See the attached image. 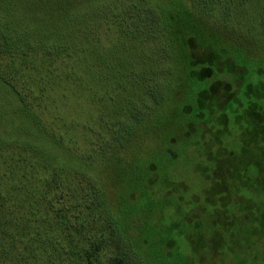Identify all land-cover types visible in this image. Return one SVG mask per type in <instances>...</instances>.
Listing matches in <instances>:
<instances>
[{"label": "trees", "instance_id": "1", "mask_svg": "<svg viewBox=\"0 0 264 264\" xmlns=\"http://www.w3.org/2000/svg\"><path fill=\"white\" fill-rule=\"evenodd\" d=\"M115 1L0 0V264H199L227 252L241 256L238 264H264V0H190L195 17L184 13L178 24L161 8L151 20L139 1L106 6ZM100 8L122 54L107 35L101 42ZM174 97L182 117L193 109L186 120L198 134L222 128L216 154L237 153L214 162L215 172L242 175L231 177L233 189L205 192V234L194 238L184 215L152 239L147 215L162 200L147 172L157 165L126 177L118 163ZM76 148L100 151L84 157ZM189 149L170 152L167 163ZM73 174L86 180L80 198ZM115 175L126 188L113 196Z\"/></svg>", "mask_w": 264, "mask_h": 264}, {"label": "rangeland", "instance_id": "2", "mask_svg": "<svg viewBox=\"0 0 264 264\" xmlns=\"http://www.w3.org/2000/svg\"><path fill=\"white\" fill-rule=\"evenodd\" d=\"M78 1L85 2L86 0ZM137 1L141 3L139 6L144 15L147 14L148 16H152L150 18L151 20H156L157 17L155 14H158L160 8L165 11L164 19L166 17L168 18L169 13L171 12L173 16L175 15L174 21L177 24L180 18H184V13L189 12L192 16H194L193 11L195 9L193 8L190 0H116L115 2L106 4V6L110 9H116L118 11V8L123 9L129 2L137 3ZM98 14L99 17L94 16L93 19L97 21V31L98 35H100L101 42H103L102 36L107 35V38H111L110 44L115 45L111 49L118 54H122L124 49L119 42L120 37L118 30L108 28L107 24L103 22L101 8L98 10ZM191 19L193 20L194 18L191 17ZM193 22V26H198L199 29H205V31L209 30L216 33L209 29L207 27L208 25H204V23L198 19L193 20ZM149 43L151 44V41ZM146 70L148 72L147 67ZM120 90L121 89L117 87L116 91L121 93L119 98L126 104L129 97H127L128 95L125 91L123 92ZM132 99L135 103L138 101L137 97ZM174 100L175 97L172 98V102ZM181 101V98H178V101H174V103L168 101L167 104L169 106L165 105L162 110L159 109L161 110L160 112H158V110L155 111V114H152L147 119V127L144 131L145 134H143V131L142 133L140 132V136L142 138L140 143L137 144V141L127 154L126 152L122 153V156L125 158L124 162L126 163H118L120 168L118 172H121L122 169L125 170L124 173L126 177L131 176L132 173V176H136L134 173L136 170L140 171L139 174H137L140 175L143 170L142 168L151 165V163H155L157 165V169L155 171L147 172L148 176H153L151 185L155 183V187H153L154 193L158 198H160V200H162V202H168L169 200L172 201L163 206L162 202L155 199L157 203L153 210L147 215L148 217L146 221L148 224V234L146 236L152 239L161 238L162 236L167 235L169 233V231L167 232L168 228L173 227V224H177L176 222L184 219V215H187V219L185 218L187 226H192V233H195L193 235L194 238H196L197 235L199 236L203 233L205 234V226L207 225L205 220L212 218L211 215L207 216L204 214L205 216H201L203 214L202 210L206 205L207 197L205 192L211 188V186L219 188L223 187L225 184L229 186V189H233L234 187H232L231 184H235V186H237L238 180H233L231 177L233 176L234 178H237L239 174L242 175V173H240L241 169L237 167L233 168L231 177L230 174H225L223 172L220 174L219 172H215L214 166L212 165L214 162L222 165L226 160L236 161L235 158L237 159L238 155L235 151H232V155H229V153L225 150H230L226 148L221 149L220 152L216 154V152H214L215 150H213L214 142L219 135H224L222 128L217 126H208L204 135L201 133L198 134L196 129L190 124L191 119L194 116V114H191L193 109H191L192 111L186 114L187 116L185 117H182L181 114L179 115L178 112H176L177 108L183 106ZM114 106L115 105L112 107L114 108ZM158 113L160 114L158 115ZM186 118H188L190 122L186 120ZM97 132V128L95 131H92L94 135H96ZM84 137L86 138V132L84 133ZM89 137L90 136H88V138ZM95 141L96 139H94L93 142L95 143ZM194 142H196V144L193 146L192 143ZM235 143L238 145V139H235ZM188 147L191 149L187 151V155L181 158L178 163L175 165L167 163V160L171 156L170 152L178 153ZM76 151L80 156L98 157L97 154L91 155V153H97L100 149L96 148L95 151L90 153H86L87 150L85 148H82V150L80 148H76ZM222 173L224 175H222ZM202 175L204 176L202 177ZM117 176L118 175L113 176L117 186L116 188L115 185L111 187L113 188L111 190V194L113 196L115 195L113 193L115 189L116 193L124 192L120 187L125 183L123 182L121 176L120 181ZM69 177L74 178L70 180L77 187L76 193L80 198V195L83 193L82 188L83 186H86L85 178L81 175L75 176L74 174ZM156 179L158 181L159 188L156 186ZM124 188H126V184ZM232 196L233 195H231V197ZM134 199L138 200L141 205L146 202L141 193L136 195ZM218 205H221V203L218 202ZM218 209L219 211L215 214L222 220L224 218V210L220 207H218ZM207 212L208 210H206V213ZM196 219L197 221H195ZM199 220H202L201 223L198 222ZM172 237L178 239L174 234H172ZM181 238L183 239V237ZM179 244L184 248V253L189 254L188 249L185 248L184 241H179ZM254 254L255 253L253 252L252 256ZM258 256L259 259L264 258L262 254H259ZM240 261L241 256H238V254L231 255L230 252H227L222 258L215 257L211 261L201 259L199 264H238Z\"/></svg>", "mask_w": 264, "mask_h": 264}]
</instances>
